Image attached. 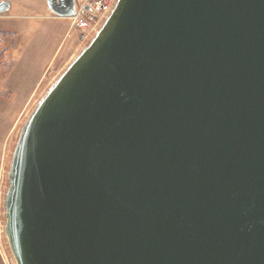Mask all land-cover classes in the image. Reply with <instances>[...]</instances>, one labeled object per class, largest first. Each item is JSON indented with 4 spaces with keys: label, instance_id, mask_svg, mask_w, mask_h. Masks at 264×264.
Returning <instances> with one entry per match:
<instances>
[{
    "label": "water",
    "instance_id": "obj_1",
    "mask_svg": "<svg viewBox=\"0 0 264 264\" xmlns=\"http://www.w3.org/2000/svg\"><path fill=\"white\" fill-rule=\"evenodd\" d=\"M8 180L16 264H264V0H117Z\"/></svg>",
    "mask_w": 264,
    "mask_h": 264
},
{
    "label": "rangeland",
    "instance_id": "obj_2",
    "mask_svg": "<svg viewBox=\"0 0 264 264\" xmlns=\"http://www.w3.org/2000/svg\"><path fill=\"white\" fill-rule=\"evenodd\" d=\"M41 1L43 0H20L19 4L16 3L13 20L4 17L0 21V26H3L0 30V264H16L5 234L4 196L8 185L7 170L9 155L12 154L11 145L15 137L20 135L37 102L32 108H28V104L38 90V100L46 94L60 74L91 41L100 26L98 24L96 29L91 31L71 29L78 32L73 40L76 50H69L67 53L69 43L74 44L70 41L73 35L69 37L67 34L65 38L64 31L70 24L68 20L58 21L63 22L58 25L48 18L37 17L30 21L21 18L23 14L32 12L29 4L38 6ZM43 10L37 7L33 11L42 14ZM49 11L47 9V12ZM16 24L17 27H14ZM51 24L55 27H50ZM21 27H37L36 33L32 30L20 31L12 36L8 31ZM62 40L67 44L65 49L62 48ZM26 110L29 114L26 120L23 119L25 122L17 127L21 117L27 114Z\"/></svg>",
    "mask_w": 264,
    "mask_h": 264
},
{
    "label": "built area",
    "instance_id": "obj_3",
    "mask_svg": "<svg viewBox=\"0 0 264 264\" xmlns=\"http://www.w3.org/2000/svg\"><path fill=\"white\" fill-rule=\"evenodd\" d=\"M117 0H75V12L68 16L71 29L95 30L104 22ZM99 26V27H100ZM99 29V28H98Z\"/></svg>",
    "mask_w": 264,
    "mask_h": 264
},
{
    "label": "crops",
    "instance_id": "obj_4",
    "mask_svg": "<svg viewBox=\"0 0 264 264\" xmlns=\"http://www.w3.org/2000/svg\"><path fill=\"white\" fill-rule=\"evenodd\" d=\"M2 1H7V2H9V5H10V11L9 12H6V13H0V21H2V18H7L8 20H13L12 18H13V16L15 15V14H13V12H14V10H15V6H16V3L17 4H19L20 3V0H0V2H2ZM32 4H29L28 6L29 7H31L32 8V12H30V13H27V14H23L22 16H21V18H24L26 21H30V20H33V19H35V18H48V20L49 19H51L52 21H54L55 23H57L58 25L60 24V23H63V22H58V21H66V20H68V18L67 17H59V16H56V15H54V14H52L50 11L49 12H47V9L48 10H50L49 9V7H48V2H47V0H43V1H41L39 4H37L38 6H36V5H32ZM36 6V7H35ZM37 7H41V8H43L44 10H43V12H42V14H40L39 12V14L37 13V12H35V11H33L34 9H36ZM64 19V20H63ZM69 21V20H68ZM53 22V23H54ZM70 23V22H69ZM14 27H17V24H16V26H14ZM13 27V28H14ZM50 27H55L54 25H50ZM2 28H3V26H0V30H2ZM37 29V27H35V28H33L32 27V29L30 28V27H27V28H23V27H21L20 29L19 28H15V29H12V30H8V31H10V33L12 34V36H14L17 32H20V31H25V32H29L30 30H32L33 31V33L35 34L36 33V30ZM71 31V32H70ZM70 32V33H69ZM73 30H71V28H70V24H69V26H68V29L67 30H65L64 31V34H65V38H66V35L68 34V36L69 37H71V35H73V38L70 40V41H72L73 42V40H75L76 39V37H77V35H75L76 33H78L77 31H74L73 33ZM62 43H63V46H62V48L63 49H65V47H67V44H66V42H65V40H62ZM71 43V42H70ZM69 43V47L68 48H66V50H67V53H68V51L69 50H73V51H75L76 50V47L74 48V46L76 45L74 42V44L72 45V44H70ZM66 45V46H65ZM62 49V50H63ZM53 61V58H52V60L50 61V63Z\"/></svg>",
    "mask_w": 264,
    "mask_h": 264
},
{
    "label": "bare ground",
    "instance_id": "obj_5",
    "mask_svg": "<svg viewBox=\"0 0 264 264\" xmlns=\"http://www.w3.org/2000/svg\"><path fill=\"white\" fill-rule=\"evenodd\" d=\"M40 84H41V82H40ZM39 84V85H40ZM39 92V90L36 92V94L31 98V100H30V102H29V104H28V108H32L33 106H34V104L37 102V104H38V102H39V100L37 99L38 98V93ZM36 104V105H37ZM36 107V106H35ZM35 107H34V109H35ZM33 109V110H34ZM29 110V109H28ZM28 110H26L27 111V114H24L22 117H21V119L19 120V122H18V125H17V127L19 126V124L21 123V126L23 125V123L25 122V118H27V116H28V114H29V112H28ZM32 113V112H31ZM23 119H25V120H23ZM22 121V122H21ZM17 127H16V129H17ZM19 137V136H18ZM18 137H15V139H14V142L16 141V143H17V140H18ZM16 138H17V140H16ZM14 142L12 143V145H11V152H12V154H10L9 155V161H8V170H7V175L9 174V171H10V165H11V160H12V155H13V151H14V148H15V146H16V143L14 144ZM14 146V147H13ZM8 186H9V180H8V185H7V188H8ZM7 188H6V191H7ZM5 196H6V192H5ZM5 196H4V209H5ZM4 215H5V210H4ZM6 220V219H5ZM5 223V222H4Z\"/></svg>",
    "mask_w": 264,
    "mask_h": 264
}]
</instances>
